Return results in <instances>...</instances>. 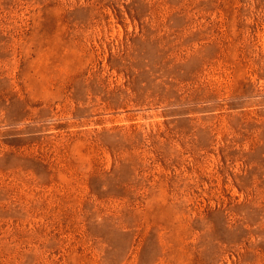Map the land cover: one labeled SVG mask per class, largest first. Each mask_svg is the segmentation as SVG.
Returning <instances> with one entry per match:
<instances>
[{"label":"rangeland","instance_id":"obj_1","mask_svg":"<svg viewBox=\"0 0 264 264\" xmlns=\"http://www.w3.org/2000/svg\"><path fill=\"white\" fill-rule=\"evenodd\" d=\"M0 264H264V0H0Z\"/></svg>","mask_w":264,"mask_h":264}]
</instances>
